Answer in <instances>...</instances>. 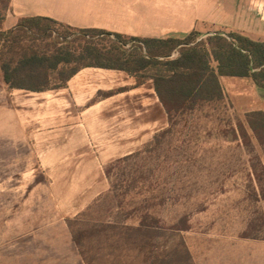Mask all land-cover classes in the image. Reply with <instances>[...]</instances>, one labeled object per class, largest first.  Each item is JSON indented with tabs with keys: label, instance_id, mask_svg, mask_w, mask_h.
I'll return each mask as SVG.
<instances>
[{
	"label": "rangeland",
	"instance_id": "obj_1",
	"mask_svg": "<svg viewBox=\"0 0 264 264\" xmlns=\"http://www.w3.org/2000/svg\"><path fill=\"white\" fill-rule=\"evenodd\" d=\"M220 82L224 100L177 117L171 132L156 106L150 114L160 129L150 141L101 149L44 145L60 124L46 108L50 100L10 90L0 73V264H264V239L241 236L264 211L250 174L253 164L264 166V142L236 134L253 108V86L248 78ZM149 144L155 150L121 165L142 171L139 189L122 208L111 198L96 205L110 186L105 168ZM144 212L152 226L139 229Z\"/></svg>",
	"mask_w": 264,
	"mask_h": 264
},
{
	"label": "trees",
	"instance_id": "obj_2",
	"mask_svg": "<svg viewBox=\"0 0 264 264\" xmlns=\"http://www.w3.org/2000/svg\"><path fill=\"white\" fill-rule=\"evenodd\" d=\"M3 20L4 15L0 14V73L2 82L10 90H59L85 67L122 71L135 79V85L151 81L168 117L169 128L164 133L171 132L177 117L223 101L222 77L248 78L255 87L264 89V42L238 33L215 32L201 36L191 31L179 38H140L95 28L76 29L48 17H22L13 28L4 30ZM56 27L62 30L58 32ZM71 35L73 38L67 39ZM128 43L133 45L126 47ZM236 134L244 140L252 137L263 143L264 110L247 112L244 122L237 125ZM158 138L154 136V144L159 142ZM151 145L105 168L110 186L96 205L111 198L117 208H122L125 195L138 188V182L144 181L145 176L138 168L126 171L121 165L155 150ZM250 174L258 188L253 199L264 206V166L253 164ZM125 178L128 183L124 186ZM85 215L84 212L76 220ZM149 215L148 212L141 215L139 229L152 226L145 223ZM71 234L78 245L73 230ZM241 236L264 239V211L248 219Z\"/></svg>",
	"mask_w": 264,
	"mask_h": 264
},
{
	"label": "crops",
	"instance_id": "obj_3",
	"mask_svg": "<svg viewBox=\"0 0 264 264\" xmlns=\"http://www.w3.org/2000/svg\"><path fill=\"white\" fill-rule=\"evenodd\" d=\"M0 14L4 30L22 17H48L76 29L130 37L233 32L264 42V0H0ZM251 84V111L264 110V89ZM107 92L112 93L97 99ZM35 94L50 100L46 108L60 123L47 133L46 146L138 149L160 129V117L150 114L156 106L159 114L162 109L151 81L135 85V79L122 71L85 67L65 87Z\"/></svg>",
	"mask_w": 264,
	"mask_h": 264
}]
</instances>
